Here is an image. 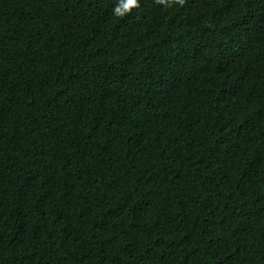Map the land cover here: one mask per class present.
<instances>
[{"label": "trees", "instance_id": "obj_1", "mask_svg": "<svg viewBox=\"0 0 264 264\" xmlns=\"http://www.w3.org/2000/svg\"><path fill=\"white\" fill-rule=\"evenodd\" d=\"M0 0V264H264V0Z\"/></svg>", "mask_w": 264, "mask_h": 264}, {"label": "clouds", "instance_id": "obj_2", "mask_svg": "<svg viewBox=\"0 0 264 264\" xmlns=\"http://www.w3.org/2000/svg\"><path fill=\"white\" fill-rule=\"evenodd\" d=\"M157 4L171 7L173 5L183 6L185 0H156ZM140 0H118V3L113 8V15L123 17L138 7Z\"/></svg>", "mask_w": 264, "mask_h": 264}]
</instances>
